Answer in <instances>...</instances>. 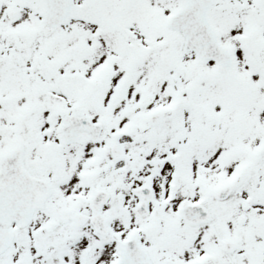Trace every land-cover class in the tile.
Wrapping results in <instances>:
<instances>
[{
  "label": "snow or ice",
  "instance_id": "1",
  "mask_svg": "<svg viewBox=\"0 0 264 264\" xmlns=\"http://www.w3.org/2000/svg\"><path fill=\"white\" fill-rule=\"evenodd\" d=\"M0 264H264V0H0Z\"/></svg>",
  "mask_w": 264,
  "mask_h": 264
}]
</instances>
